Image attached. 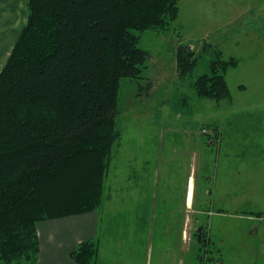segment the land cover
<instances>
[{
    "label": "rangeland",
    "instance_id": "rangeland-1",
    "mask_svg": "<svg viewBox=\"0 0 264 264\" xmlns=\"http://www.w3.org/2000/svg\"><path fill=\"white\" fill-rule=\"evenodd\" d=\"M179 6L169 28L140 31L139 44L150 53L143 76L121 82L122 134L95 209L97 264H218L221 251L208 253L192 235L196 215L213 222L222 251L223 230L230 232L228 257L236 241L246 247L242 216L264 211V0H179ZM181 42L199 53L184 77L175 55ZM204 42L211 48L204 50ZM218 50L236 61L225 73L231 96L219 100L199 96L192 84ZM190 175L199 214L187 200ZM244 255L260 258L247 249Z\"/></svg>",
    "mask_w": 264,
    "mask_h": 264
},
{
    "label": "trees",
    "instance_id": "trees-1",
    "mask_svg": "<svg viewBox=\"0 0 264 264\" xmlns=\"http://www.w3.org/2000/svg\"><path fill=\"white\" fill-rule=\"evenodd\" d=\"M28 9L0 70V264L37 260L39 221L102 204L122 134L121 82L142 77L150 56L140 31L167 29L180 12L179 0H28ZM198 54L189 43L178 45L181 77ZM234 62L218 50L192 82L196 93L230 97L225 73ZM98 250L88 238L71 255L77 264H96Z\"/></svg>",
    "mask_w": 264,
    "mask_h": 264
},
{
    "label": "crops",
    "instance_id": "crops-1",
    "mask_svg": "<svg viewBox=\"0 0 264 264\" xmlns=\"http://www.w3.org/2000/svg\"><path fill=\"white\" fill-rule=\"evenodd\" d=\"M247 11L243 13H247ZM28 12V0H0V70L6 63L14 44L27 23ZM211 141L212 143L215 142L213 139ZM187 191L188 204L194 207V212L196 214L203 212L201 208L203 205L201 203L197 202V206L195 205V183L192 176L190 177ZM207 191L209 192L210 190L208 189ZM244 191L242 193H245ZM242 199L246 200V195L242 196L239 200ZM248 200L250 199L248 198ZM209 211L211 212V210ZM220 212L223 211L219 210L217 214H220ZM242 217L245 220V228H247L245 232L248 238L246 247L243 243L241 244L240 240L238 243L236 241V247L231 253L232 255L230 254L228 257L225 248L230 246V232L227 229L223 230L221 240L223 251L219 247V240L213 239V222L210 219L206 223H202L200 216L196 215L194 227H192V235L194 236L195 234L197 240H200L202 236L200 233L203 231L206 238V251L208 253L211 250L216 252L221 251V258L217 257L220 260L218 264H264V211L260 210L257 215H243ZM97 225V210L39 221L37 229L41 249L37 260L31 264H77L71 252L81 240L93 239L95 237ZM246 249L249 253H259V260L247 259L244 255ZM234 253L239 254V257L233 263L232 258Z\"/></svg>",
    "mask_w": 264,
    "mask_h": 264
}]
</instances>
